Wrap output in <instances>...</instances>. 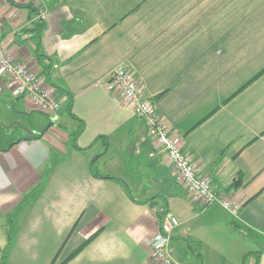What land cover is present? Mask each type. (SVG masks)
I'll use <instances>...</instances> for the list:
<instances>
[{
	"label": "crops",
	"instance_id": "obj_1",
	"mask_svg": "<svg viewBox=\"0 0 264 264\" xmlns=\"http://www.w3.org/2000/svg\"><path fill=\"white\" fill-rule=\"evenodd\" d=\"M0 40L60 102L50 124L0 91V264H59L93 235L64 264H159L163 212L180 222L169 253L181 263L264 264V0H0ZM119 65L237 216L181 185L105 89Z\"/></svg>",
	"mask_w": 264,
	"mask_h": 264
},
{
	"label": "built area",
	"instance_id": "obj_2",
	"mask_svg": "<svg viewBox=\"0 0 264 264\" xmlns=\"http://www.w3.org/2000/svg\"><path fill=\"white\" fill-rule=\"evenodd\" d=\"M105 89L121 97L130 109L146 125L156 145L166 154L177 174L181 185L187 188L198 201L205 204L218 203L227 213L237 216L239 205L230 197L216 193L206 178L198 177L195 167L187 154L181 150L171 136L169 126L155 111L151 99L144 97L133 73L124 65L113 69L104 82ZM7 89L14 97H23L32 107L51 118L60 109L55 94L44 88L35 73L12 57L0 40V91ZM179 220L163 212L151 240V259L159 264H184L169 253V242Z\"/></svg>",
	"mask_w": 264,
	"mask_h": 264
},
{
	"label": "trees",
	"instance_id": "obj_3",
	"mask_svg": "<svg viewBox=\"0 0 264 264\" xmlns=\"http://www.w3.org/2000/svg\"><path fill=\"white\" fill-rule=\"evenodd\" d=\"M21 7L24 8H29L30 10L32 9V6L30 4H26V5H19ZM43 28H44V24L41 18L36 19L35 21L32 22L29 31L31 33V38L33 39L34 43L36 44V47L39 45L40 39H41V35L43 32ZM69 106H70V102L67 105V110L69 111ZM82 122L80 123V127L82 128ZM93 171V175H97V172L92 169ZM240 182V177L238 179H236L234 185L235 187L238 185V183ZM35 190L33 191V194H35ZM162 216V213L160 215V218ZM159 218V220H160ZM13 237V227L9 226L8 230H7V243H6V247H8V245L10 244V241L12 240ZM94 237L91 236L88 239H86L74 252L71 253V255L69 257H67L65 260H63L62 262H60L59 264H64L66 262V260H68L70 257H72L73 255H75L79 250H81L92 238ZM4 251H6V248L4 249ZM3 259H4V254H3Z\"/></svg>",
	"mask_w": 264,
	"mask_h": 264
},
{
	"label": "rangeland",
	"instance_id": "obj_4",
	"mask_svg": "<svg viewBox=\"0 0 264 264\" xmlns=\"http://www.w3.org/2000/svg\"><path fill=\"white\" fill-rule=\"evenodd\" d=\"M63 112H65V109L63 110ZM43 114L42 113H40V112H38V111H34L33 113H32V115H31V117H26V116H24L23 118L24 119H26V120H33L35 117L36 118H42L43 116H42ZM36 120H38V119H36ZM19 123V122H18ZM20 124V123H19ZM19 124H17V125H19ZM153 262V261H152Z\"/></svg>",
	"mask_w": 264,
	"mask_h": 264
},
{
	"label": "water",
	"instance_id": "obj_5",
	"mask_svg": "<svg viewBox=\"0 0 264 264\" xmlns=\"http://www.w3.org/2000/svg\"><path fill=\"white\" fill-rule=\"evenodd\" d=\"M55 120H56V116L52 117V118L50 119V124H51V123H54ZM15 123L19 124L17 121H16ZM12 124H13V123H12ZM12 124H11V125H12ZM48 126H49V125H47L45 128H47ZM43 132H44V129L41 131L40 134H42Z\"/></svg>",
	"mask_w": 264,
	"mask_h": 264
}]
</instances>
